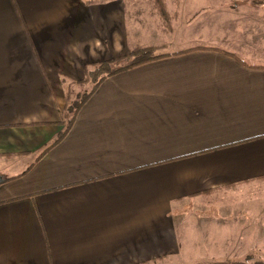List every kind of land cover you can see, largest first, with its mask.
I'll list each match as a JSON object with an SVG mask.
<instances>
[{
  "label": "crops",
  "instance_id": "1",
  "mask_svg": "<svg viewBox=\"0 0 264 264\" xmlns=\"http://www.w3.org/2000/svg\"><path fill=\"white\" fill-rule=\"evenodd\" d=\"M222 1L0 0V264L264 263V0Z\"/></svg>",
  "mask_w": 264,
  "mask_h": 264
},
{
  "label": "trees",
  "instance_id": "2",
  "mask_svg": "<svg viewBox=\"0 0 264 264\" xmlns=\"http://www.w3.org/2000/svg\"><path fill=\"white\" fill-rule=\"evenodd\" d=\"M154 7L156 8L160 18L169 25L170 21L173 19V14H170L167 10L165 0H153ZM170 26L167 27L169 29ZM156 46H144V47H136L128 54L117 57L111 60H105L94 64L93 69L86 72L85 80L90 79L92 81L91 89L83 93L78 100L73 101L65 108L66 114H70L71 116L68 119L67 126L65 130H63L55 141H58L70 128L72 124L75 114L81 105L88 99V97L92 94V92L96 89L99 83L107 76H111L117 72L127 70L129 68L135 67L137 65L143 64L145 62L163 57L168 55V53H155ZM233 56V54L226 52ZM82 82V80H81ZM10 178H5L8 180ZM262 263V262H261ZM264 264V263H262Z\"/></svg>",
  "mask_w": 264,
  "mask_h": 264
},
{
  "label": "rangeland",
  "instance_id": "3",
  "mask_svg": "<svg viewBox=\"0 0 264 264\" xmlns=\"http://www.w3.org/2000/svg\"><path fill=\"white\" fill-rule=\"evenodd\" d=\"M169 1H171V0H169ZM185 2H187V3H190L191 5H193L194 4V2L196 1V0H184ZM200 2H199V4H202V2L203 3H207V0H199ZM238 2H233V3H237V5H238V8H240V7H243L244 6V4L246 3V0H237ZM173 3V2H172ZM226 2H224V1H222V0H210V3L209 4H206L205 6H200L201 7V9H203V8H205V9H203L202 11H201V9L198 11L200 14L196 17V22L198 23V24H200V25H202L203 24V21H201V19L202 18H204L203 20H211L210 22H209V24H213V23H216V25H221L222 23H221V19H220V17H218L219 16V13L220 14H222V13H224V10L222 9V7L224 6V4H225ZM256 3H258V1L257 0H251V6H255V5H258V4H256ZM260 5V4H259ZM226 6V5H225ZM229 6V5H228ZM170 7L172 8V9H175L176 8V10L175 11H172L171 13L174 15L173 16V19H175V18H177V16H178V8H179V4H171L170 3ZM255 7H257V6H255ZM220 8V9H219ZM227 8H229V7H227ZM236 8H237V6H236ZM244 8H246V6L245 7H243L242 9H244ZM263 9H264V7H263ZM241 10V9H240ZM232 12H242V10L241 11H236V10H232ZM255 12V9H252L251 10V13L252 14H255L254 13ZM264 12V11H263ZM170 13V14H171ZM181 14H184L185 15V13H179V15H181ZM211 14V16L209 17L208 15H210ZM216 14V15H215ZM218 15V16H217ZM245 17H246V14L244 15ZM263 16H264V13H263ZM179 17H181V16H179ZM216 17H218V18H216ZM198 18H201V19H198ZM210 18V19H209ZM231 18V19H230ZM233 18H235V17H228V19H226L227 21H225L226 23H227V25L229 26V28L230 27H234V25L236 24V22H237V26L236 27H238V28H240V30H247L248 31V34L246 35V36H242V39H245V37H247V39H249V40H251L252 39V37L253 36H255V37H257V36H260L259 34H258V32H256V31H254V30H250V28H251V26H252V22H253V19H254V17L252 16H247L246 18H244L243 17V20H241V18H239V21H236V19H233ZM232 20V21H231ZM171 22L172 21H170L169 23V25H170V28L169 29H172V26H171ZM223 22V21H222ZM192 22H187L186 23V26L187 25H190V26H192L193 27V24H191ZM260 24H262V22H260L258 25H260ZM223 25V24H222ZM189 26V28H187V29H185L184 30V33L185 34H189L190 32H192V27H190ZM262 26V25H261ZM244 32H246V31H244ZM246 34V33H245ZM260 38V37H259ZM171 39L173 40V43L171 44L172 46L171 47H173V44H180V42H181V38L179 37V35H177V31L175 30L174 31V34H173V37H171ZM246 40V39H245ZM177 41H179V43H177ZM158 47V46H157ZM156 47V50H155V53H159V52H164L165 50L164 49H170V48H168V47H162V46H160V47H158L157 48ZM247 47H249V46H247ZM250 52H253V53H256L255 51H253V50H251ZM82 85V84H81ZM83 93H85L84 92V90L81 92V93H79V97L83 94Z\"/></svg>",
  "mask_w": 264,
  "mask_h": 264
},
{
  "label": "water",
  "instance_id": "4",
  "mask_svg": "<svg viewBox=\"0 0 264 264\" xmlns=\"http://www.w3.org/2000/svg\"><path fill=\"white\" fill-rule=\"evenodd\" d=\"M3 181V177L0 175V183Z\"/></svg>",
  "mask_w": 264,
  "mask_h": 264
}]
</instances>
